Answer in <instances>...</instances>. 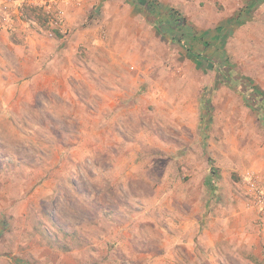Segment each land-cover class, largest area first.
<instances>
[{
  "label": "rangeland",
  "instance_id": "1",
  "mask_svg": "<svg viewBox=\"0 0 264 264\" xmlns=\"http://www.w3.org/2000/svg\"><path fill=\"white\" fill-rule=\"evenodd\" d=\"M27 1L0 3V264H264V0H81L59 29Z\"/></svg>",
  "mask_w": 264,
  "mask_h": 264
},
{
  "label": "trees",
  "instance_id": "2",
  "mask_svg": "<svg viewBox=\"0 0 264 264\" xmlns=\"http://www.w3.org/2000/svg\"><path fill=\"white\" fill-rule=\"evenodd\" d=\"M149 9H151L152 11L149 12V16L151 17V19L153 20V22L156 24L157 30L159 32H161L163 35L166 34V36H169V39L177 44H179L182 48H184L185 50H187L188 52H190L191 54H194L193 51L187 46V44L185 42H183L180 39H177L176 37H174L172 34L175 32L177 33V35L180 36H186L187 34L192 32V29L190 26H188L187 22L184 20V18H181L180 15H178V17H174V15L172 16V18L167 19L166 21L162 22L156 19L155 17V13H156V2H149ZM36 12V10H35ZM161 24V25H160ZM160 25V26H159ZM166 28V29H165ZM171 29V30H170ZM168 30V31H167ZM173 30V31H172ZM59 35L60 32H57ZM195 55V54H194ZM197 59H202L201 55H196L195 56ZM232 85L236 88L239 89L238 91H242L246 97L248 96L246 93V86H244V84H242V82L239 83V81L232 79ZM256 109H258V111L260 112V114L264 113V107H262L260 105V107L256 106Z\"/></svg>",
  "mask_w": 264,
  "mask_h": 264
},
{
  "label": "built area",
  "instance_id": "3",
  "mask_svg": "<svg viewBox=\"0 0 264 264\" xmlns=\"http://www.w3.org/2000/svg\"><path fill=\"white\" fill-rule=\"evenodd\" d=\"M5 1L6 0H0V3L3 5ZM28 2L32 5H35V6L38 5V6L43 7L50 16L51 24L56 26V29H59L63 27L62 18L65 12L64 10L65 7L68 4L80 5L81 0H28L27 3ZM2 5H0V23L2 21V13H5L4 12L5 10L2 8ZM50 35L52 36V33H50ZM258 201H259V205H261V207H264V189L261 191V196Z\"/></svg>",
  "mask_w": 264,
  "mask_h": 264
},
{
  "label": "crops",
  "instance_id": "4",
  "mask_svg": "<svg viewBox=\"0 0 264 264\" xmlns=\"http://www.w3.org/2000/svg\"><path fill=\"white\" fill-rule=\"evenodd\" d=\"M168 1V0H167ZM71 4L66 6L65 12L67 16H72L71 14L74 13V16L80 15V14H85L88 11V7H86L84 10L83 9H77L74 8L73 6H70ZM81 17V15L79 17H77L78 19ZM70 18V17H68ZM42 44V43H41ZM45 46L41 45V49L40 51L38 50V55H41L40 57H42L43 55H49L51 57H55V56H60L62 53L64 55L65 51L60 50V51H56V50H51L52 52L45 50L44 49Z\"/></svg>",
  "mask_w": 264,
  "mask_h": 264
}]
</instances>
